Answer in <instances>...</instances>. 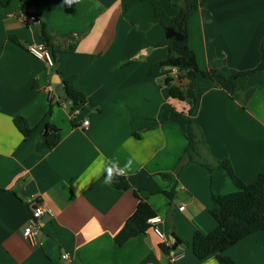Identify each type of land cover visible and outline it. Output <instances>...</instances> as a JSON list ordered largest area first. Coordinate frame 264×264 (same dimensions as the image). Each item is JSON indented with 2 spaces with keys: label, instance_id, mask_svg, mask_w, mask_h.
Instances as JSON below:
<instances>
[{
  "label": "crops",
  "instance_id": "crops-1",
  "mask_svg": "<svg viewBox=\"0 0 264 264\" xmlns=\"http://www.w3.org/2000/svg\"><path fill=\"white\" fill-rule=\"evenodd\" d=\"M0 1V264H219L215 255L199 259L191 242L197 231L217 226L212 195L238 188L225 169L210 171L198 162L172 178L161 175L173 172L188 145V104L171 97L165 80L182 86L187 80L159 63L168 48L156 45L164 31L151 3L127 9L130 0L71 6L59 0L51 10L32 8L39 21L26 23L20 0ZM185 1L165 3L166 11L175 15ZM43 22L51 32L52 67L28 50L44 41ZM188 30L202 69L214 61L225 62L227 72L254 68L261 60L264 0H207ZM67 79L86 95L85 103L67 100ZM197 80L191 117L208 152L253 181L264 168V70L241 77L233 96L208 78ZM50 88L61 103L47 115ZM17 116L33 128L29 136L16 126ZM48 125L61 131L53 148L46 143ZM129 160L124 177L130 188L105 183L109 166L125 169ZM135 188L164 219L168 241L148 229L116 242L136 210ZM37 202L52 213L41 217L39 243H31L24 228ZM224 254L235 264H264V231Z\"/></svg>",
  "mask_w": 264,
  "mask_h": 264
},
{
  "label": "trees",
  "instance_id": "trees-1",
  "mask_svg": "<svg viewBox=\"0 0 264 264\" xmlns=\"http://www.w3.org/2000/svg\"><path fill=\"white\" fill-rule=\"evenodd\" d=\"M59 0H20V9L22 13H34L32 8L40 6L47 9H54ZM149 1L153 6L154 14L161 24L164 36L157 46L168 48L167 56L159 63L163 66L178 69L182 79L187 83L182 86L173 83V79L167 77L166 85L169 86L171 97L185 101L188 104L187 115L188 122L185 127V136L188 145L183 157L178 161L173 172L161 174L165 178H172L182 169L184 165L190 162H198L210 171L215 169H225L235 184L237 190L226 194H213L210 213L217 222V226L209 233L197 231L191 242L193 252L199 259H205L210 255H215L219 264H235V260L225 255L224 252L245 238L246 236L264 231V168L260 174L251 182L242 180L235 172L234 166L229 159L213 158L207 150L206 142L198 131L192 115L197 106V87L198 76L208 78L213 83L221 85L231 96H233L239 85L241 77H248L261 70H264V37L261 42V60L258 65L248 70H235L227 72L225 62L214 61L211 65L202 69L199 66L195 51L189 44L188 22L190 17L205 4L207 0H186L185 5L178 8L175 15H170L165 8V3L173 0H130L127 9L133 4ZM0 3H2L0 1ZM37 15V14H36ZM41 34L44 41L50 43L51 32L47 25L41 24ZM64 89L67 100H70L74 106L86 102V95L77 90L72 79L64 81ZM50 108L47 115H50L53 107L61 102L57 101L52 95L50 98ZM15 124L25 135L29 136L33 128L22 116H17ZM46 143L50 148L55 147L60 138L59 128L48 125L45 130ZM113 185L119 189L125 190L131 187V184L124 176H116L113 179ZM135 195L139 198L136 210L126 220L122 230L116 235L115 240L118 244H124L129 238L136 236L149 229L148 220L156 215V211L151 204L142 199L139 190L134 189ZM172 197V192H166ZM177 243H188L176 237ZM165 252L170 253L166 244H162Z\"/></svg>",
  "mask_w": 264,
  "mask_h": 264
},
{
  "label": "built area",
  "instance_id": "built-area-1",
  "mask_svg": "<svg viewBox=\"0 0 264 264\" xmlns=\"http://www.w3.org/2000/svg\"><path fill=\"white\" fill-rule=\"evenodd\" d=\"M23 20L26 23H36L39 21V18L34 13H23ZM28 50L36 58L44 60L48 66L52 67L56 64L54 52H53L52 48L49 45H47V43L45 41L30 44L28 46ZM49 92H50V97H51L53 95L52 88L49 89ZM88 124H89L88 119L83 121L84 127H87ZM119 169L120 168H118V170ZM121 176H124V175H121ZM183 208H184V206L180 207V209H183ZM47 213L51 214L52 211L49 208L45 207L40 202L35 203L33 209L31 210L28 223L24 228V236L29 242L39 243L40 234H41V227H42L41 222H40L41 217ZM148 222L150 224L149 229L153 230L162 239L168 241L166 236H165V233L162 229V224L164 222V219L162 218V216L156 214V215L152 216L148 220ZM167 244H169V242H167ZM62 257L65 259H68L69 254L63 253ZM174 259H175V257L172 258V260H174Z\"/></svg>",
  "mask_w": 264,
  "mask_h": 264
},
{
  "label": "clouds",
  "instance_id": "clouds-1",
  "mask_svg": "<svg viewBox=\"0 0 264 264\" xmlns=\"http://www.w3.org/2000/svg\"><path fill=\"white\" fill-rule=\"evenodd\" d=\"M78 2V0H65V3L71 6V4ZM132 160H129L128 164L125 165V169L113 168L109 166L106 171L105 183H111L116 176L125 175L126 171L131 170Z\"/></svg>",
  "mask_w": 264,
  "mask_h": 264
}]
</instances>
